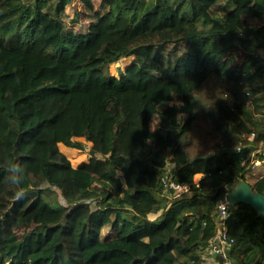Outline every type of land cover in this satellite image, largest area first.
Segmentation results:
<instances>
[{
  "label": "trees",
  "instance_id": "16d2710c",
  "mask_svg": "<svg viewBox=\"0 0 264 264\" xmlns=\"http://www.w3.org/2000/svg\"><path fill=\"white\" fill-rule=\"evenodd\" d=\"M69 1L0 0V264H202L227 184L264 160V0H81L87 32L66 27ZM45 89L116 97L104 129L67 140L90 142L88 160L74 165L55 120L24 105ZM199 115L217 148L191 155ZM13 163L20 185L5 179ZM168 180L194 187L176 195ZM251 184L264 194V172ZM227 226L232 258L264 264V214L237 202Z\"/></svg>",
  "mask_w": 264,
  "mask_h": 264
},
{
  "label": "rangeland",
  "instance_id": "374dc122",
  "mask_svg": "<svg viewBox=\"0 0 264 264\" xmlns=\"http://www.w3.org/2000/svg\"><path fill=\"white\" fill-rule=\"evenodd\" d=\"M95 5L98 6L101 0H94ZM234 14H243L244 16L250 14V9L239 8ZM62 18L67 28L77 31L87 32L90 27L93 26L94 16L92 11L84 5L81 0H71L66 3L64 11L61 13ZM250 21L256 22L257 19L246 16ZM188 39V38H187ZM264 55V51H262ZM129 58L110 66L111 71H116L118 66H123ZM175 57L170 53L165 52L164 58H162V64L168 66L173 64ZM220 82L217 78H212L206 83L198 92L197 95L204 101H208L215 97L219 90ZM115 99L113 95H106L100 90H96L89 94L73 93L69 90H40L33 93L25 102L24 105L31 111L35 112L37 109H45L49 116L55 120V124L49 128V130L57 136L59 145L62 150L71 159L74 165H77L83 160L89 159L90 142L88 147L82 150L77 147L70 146L67 140L85 141L83 136H80L78 132L87 128L104 129L108 121L103 114L104 108L109 99ZM208 126L202 115H199L193 131L187 137L188 148L191 155L197 153H204L217 148V139L212 137V134L208 133ZM258 150H264V147L257 145ZM253 151L251 153L254 156ZM262 164L252 165V175L247 179L252 183L255 180V176L264 172V160ZM126 161L129 158L126 157ZM254 161V160H253ZM198 178V176H196ZM55 190L58 191L57 188ZM150 218L157 216L156 213H151ZM109 228L106 227L105 231Z\"/></svg>",
  "mask_w": 264,
  "mask_h": 264
},
{
  "label": "built area",
  "instance_id": "2783aa9c",
  "mask_svg": "<svg viewBox=\"0 0 264 264\" xmlns=\"http://www.w3.org/2000/svg\"><path fill=\"white\" fill-rule=\"evenodd\" d=\"M255 165L262 164V161L255 159ZM167 185L174 189L176 195L190 192L194 184L190 182H176L168 180ZM198 183L196 182V186ZM230 211V201L227 192L218 200L216 222L218 230L208 242V252L211 254L209 264H238L230 255L231 240L228 235L227 217Z\"/></svg>",
  "mask_w": 264,
  "mask_h": 264
},
{
  "label": "water",
  "instance_id": "95a60500",
  "mask_svg": "<svg viewBox=\"0 0 264 264\" xmlns=\"http://www.w3.org/2000/svg\"><path fill=\"white\" fill-rule=\"evenodd\" d=\"M227 188L230 206L237 202H246L251 204L258 212L264 214V194L255 191L252 184L246 179L240 178L232 184H227Z\"/></svg>",
  "mask_w": 264,
  "mask_h": 264
},
{
  "label": "clouds",
  "instance_id": "9594fccd",
  "mask_svg": "<svg viewBox=\"0 0 264 264\" xmlns=\"http://www.w3.org/2000/svg\"><path fill=\"white\" fill-rule=\"evenodd\" d=\"M8 175L5 179L14 185H20L26 178L25 169L19 163L10 164L6 169ZM23 192H18L17 196H22Z\"/></svg>",
  "mask_w": 264,
  "mask_h": 264
},
{
  "label": "crops",
  "instance_id": "0c3cea01",
  "mask_svg": "<svg viewBox=\"0 0 264 264\" xmlns=\"http://www.w3.org/2000/svg\"><path fill=\"white\" fill-rule=\"evenodd\" d=\"M211 254H209L208 249L203 252V261L202 264H209V262H207L209 259H211Z\"/></svg>",
  "mask_w": 264,
  "mask_h": 264
}]
</instances>
